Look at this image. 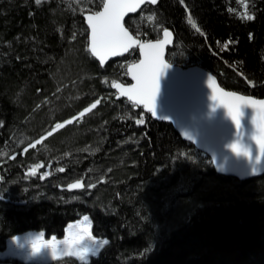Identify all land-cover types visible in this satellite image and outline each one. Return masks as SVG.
Segmentation results:
<instances>
[{
	"label": "trees",
	"instance_id": "trees-1",
	"mask_svg": "<svg viewBox=\"0 0 264 264\" xmlns=\"http://www.w3.org/2000/svg\"><path fill=\"white\" fill-rule=\"evenodd\" d=\"M100 8L0 0V251L29 230L60 237L87 215L108 241L87 264H264V175L218 174L170 123L118 96L112 84L128 82L138 51L104 66L90 54L83 14ZM125 25L144 39L169 28V62L264 96V0H158ZM76 179L82 190L59 189Z\"/></svg>",
	"mask_w": 264,
	"mask_h": 264
},
{
	"label": "water",
	"instance_id": "water-1",
	"mask_svg": "<svg viewBox=\"0 0 264 264\" xmlns=\"http://www.w3.org/2000/svg\"><path fill=\"white\" fill-rule=\"evenodd\" d=\"M146 4H151L150 0H145V3L141 4L135 12L127 13L124 16L122 23L128 30L129 34L132 35L134 39H138L140 43H157L158 41L165 40L163 35L165 30L169 31L171 34L167 38L168 42L164 44L165 60L169 67L166 68L163 74L160 76V91L156 98V118H153L158 121L170 123L183 140L190 142L200 152L210 158L212 166L218 174L233 176L239 178L240 180H246L264 175V158H261L259 164L255 163V156L259 155V151L255 141L251 139V134L254 130V126L251 123L253 110L250 107H244L242 109L244 115L241 119V133L243 136L241 142L249 146L252 150V160H249L244 156H237L231 151L229 145L237 139L236 128L231 118L226 114V110L220 106L219 100L216 102L217 107L214 108V101H212L210 98L212 93L211 89L208 87L207 79L209 75H212L213 79L215 80L216 88L222 92H233L237 95H244L257 100L264 99V96L256 97L251 94H245L225 88L219 83L217 77L211 71L200 65L193 64L183 67L169 62L166 58V54L168 48L174 41V36L171 30L168 28L163 30L161 37L158 39L141 40L134 36V34L125 25V21L130 16L136 14ZM102 10L103 9L101 6L98 11ZM91 13L92 12H86L83 14L87 29L88 25L86 17ZM132 49L138 50V59L127 66V77L130 82H115L123 85L125 88L131 87L135 83V81L131 79L128 68L132 64H138L143 59V56L140 52L139 43L135 44L127 52H124L119 56L107 57L105 63L101 65L104 66L112 59L125 56ZM88 50L90 52V29H88ZM93 57L99 62L97 57ZM114 90L119 97L126 98L128 101L135 103L147 111V109H145L142 104H138L133 100H130L126 95L121 96L119 89L114 88ZM260 111V106L257 105V115ZM26 149L27 147L24 149V151ZM253 168H255V171H253ZM77 182H79L82 187L69 188L70 184H75ZM59 189L69 192L82 190L83 180H73L63 186H59ZM0 200H3L4 202L9 201L8 198L1 195ZM15 203L22 204L24 201H15ZM0 264H20V262L18 263L13 260H0ZM60 264L75 263L64 262Z\"/></svg>",
	"mask_w": 264,
	"mask_h": 264
},
{
	"label": "snow or ice",
	"instance_id": "snow-or-ice-1",
	"mask_svg": "<svg viewBox=\"0 0 264 264\" xmlns=\"http://www.w3.org/2000/svg\"><path fill=\"white\" fill-rule=\"evenodd\" d=\"M35 3L40 5L41 0H35ZM143 3H145V0H99V5L102 6L103 10L92 12L87 15L86 20L88 29H90V52L99 59L101 65L105 63L107 57L119 56L139 43L143 59L138 64H132L128 68L131 79L135 83L131 87L125 88L123 85L113 82L112 87L119 89L121 96L126 95L130 100L142 104L147 112L156 118V98L160 91V76L169 67L165 60L164 44L168 42L167 38L171 34L165 30L163 33L165 40L157 43H140L138 39H134L129 34L122 23L124 16L129 12H135ZM150 3L156 4L157 0H150ZM247 19L251 20L253 17L247 16ZM224 47L227 48L228 44H225ZM207 84L211 89L210 98L214 101V108L217 107L216 102L219 100L220 106L226 110V114L235 125L237 139L229 145L231 151L237 156H244L249 160H252V150L241 142L243 139L241 119L244 115L242 111L244 107H250L253 110L251 123L254 130L251 139L255 141L258 147L259 155L255 156V163L259 164L261 158H264V99L257 100L233 92H222L216 88L212 75L208 76ZM99 103L100 101L97 100L96 103L91 105V108H96ZM257 105L261 109L258 115L256 113ZM85 111H91V109ZM80 115L83 116L84 113L82 112ZM143 122V120H137L138 124ZM67 123L71 124L72 120L67 121ZM63 127L64 124H56V129ZM51 134L49 132V135ZM58 171L63 172L64 169L60 168ZM253 171H255V168H253ZM80 187L82 185L79 182L69 185V188ZM83 220L89 221V217L84 216ZM69 227L74 226L70 225ZM75 227H78L79 234L75 237L66 238L62 242L63 245L67 246V255H76L81 260L86 261L89 256H97L100 249L108 243L107 240L98 241L94 239L89 227ZM41 248H50L51 257L54 260L60 255L56 237H52L50 241H45L44 233L38 235L32 241V249L33 252H38ZM73 248L76 249L75 252Z\"/></svg>",
	"mask_w": 264,
	"mask_h": 264
},
{
	"label": "rangeland",
	"instance_id": "rangeland-1",
	"mask_svg": "<svg viewBox=\"0 0 264 264\" xmlns=\"http://www.w3.org/2000/svg\"><path fill=\"white\" fill-rule=\"evenodd\" d=\"M72 101V100H71ZM86 109H92L91 106L84 108L80 113H87L88 111H85ZM80 113L74 117H71L67 119L66 121L63 122H58L56 124H67V121L72 120L75 121V118L81 117ZM84 113V114H85ZM77 117V118H78ZM56 124L54 125V129H56ZM43 137L39 139V143L42 141ZM36 144H34L35 146ZM87 215H83L78 219L72 220L68 222L64 228V232L62 236L57 237L55 235H51L49 237L44 235V240L45 241H50L52 237H56L58 247L60 248V255L58 256L57 259H52L51 257V249L50 248H41L38 252H33L32 249V241L41 233H44L43 231L40 230H29L25 231L16 235H13L11 237H8L6 240L5 248L0 251V259H16L18 261L15 262H21L23 264H60L64 262H77V263H85L88 262L91 257L89 256L85 260H81L78 256L76 255H67V246L63 245V241L66 238L69 237H75L76 235L79 234V229L78 227H89L90 232L94 239L98 241L106 240L103 237H97L93 235L92 233V223L89 218V221H84L83 217ZM70 225L74 227H69ZM104 247V246H103ZM101 250V249H100ZM73 251L75 252L76 249L73 248ZM100 252V251H99ZM14 261V260H13Z\"/></svg>",
	"mask_w": 264,
	"mask_h": 264
},
{
	"label": "flooded vegetation",
	"instance_id": "flooded-vegetation-1",
	"mask_svg": "<svg viewBox=\"0 0 264 264\" xmlns=\"http://www.w3.org/2000/svg\"><path fill=\"white\" fill-rule=\"evenodd\" d=\"M147 5V4H146ZM145 6V5H144ZM166 29V28H165ZM169 29V28H168ZM164 30V29H163ZM163 30H162V32H163ZM172 32V31H171ZM173 34V33H172ZM161 35H162V33H161ZM135 36V35H134ZM137 37V36H136ZM161 37V36H160ZM159 37V38H160ZM137 38H139V39H141V40H153V39H144V38H140V37H137ZM156 39H158V38H156ZM132 50H137V49H132ZM131 50V51H132ZM138 51V50H137ZM128 54V53H127ZM123 57V56H122ZM120 58V57H119ZM129 65V64H128ZM178 65V64H177ZM198 65V64H197ZM181 66V65H180ZM201 66V65H200ZM183 67H185V66H183ZM126 71H127V68H126ZM128 78V77H127ZM130 82V80L128 79V82H125V83H129ZM114 89V88H113ZM49 170V165H47L46 166V171H48ZM31 171L32 172H35V171H37V173H38V169H34V168H32L31 169ZM46 171H44V172H46ZM43 172V171H42ZM40 173V172H39ZM0 181H2V179H1V174H0ZM2 183V182H1ZM1 183H0V187H1ZM1 195V194H0ZM1 201H3V200H1ZM3 260H7L8 261V259H3ZM12 260H14V261H18V260H16V259H12ZM19 263V262H18Z\"/></svg>",
	"mask_w": 264,
	"mask_h": 264
},
{
	"label": "clouds",
	"instance_id": "clouds-1",
	"mask_svg": "<svg viewBox=\"0 0 264 264\" xmlns=\"http://www.w3.org/2000/svg\"><path fill=\"white\" fill-rule=\"evenodd\" d=\"M259 162V161H258Z\"/></svg>",
	"mask_w": 264,
	"mask_h": 264
}]
</instances>
